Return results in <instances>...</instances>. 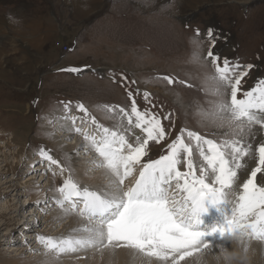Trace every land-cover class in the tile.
Listing matches in <instances>:
<instances>
[{
    "label": "rangeland",
    "instance_id": "rangeland-1",
    "mask_svg": "<svg viewBox=\"0 0 264 264\" xmlns=\"http://www.w3.org/2000/svg\"><path fill=\"white\" fill-rule=\"evenodd\" d=\"M209 28L216 32L214 52L221 63L227 58L253 66L245 90L264 79V0H0V264H34L55 253L41 244L42 251L33 249L38 235L48 236L45 229L57 237L69 233L61 230L63 224L43 223L59 210L56 203L45 208L35 202L43 196L42 184L55 183L56 189L62 183L59 168L46 164L41 149L71 168L84 187L73 166L85 157L83 148L67 149L77 134L57 138L51 132L63 112L74 115L79 128L85 121L92 124L90 116L112 127L119 117L105 106L127 107L131 90L141 109L173 114L169 139L185 125L206 131L197 129L189 105L205 99L201 83L212 67L194 60L193 52L206 56L203 34ZM197 29L201 35L194 44ZM73 67L83 71H61ZM164 76L175 82L168 84ZM144 92L151 94V103ZM159 154L154 146L153 158ZM86 168L99 171L89 163ZM247 252L257 253L248 244Z\"/></svg>",
    "mask_w": 264,
    "mask_h": 264
},
{
    "label": "snow or ice",
    "instance_id": "snow-or-ice-1",
    "mask_svg": "<svg viewBox=\"0 0 264 264\" xmlns=\"http://www.w3.org/2000/svg\"><path fill=\"white\" fill-rule=\"evenodd\" d=\"M200 35L197 29L194 44ZM203 36L207 54L194 50L193 59L210 62L212 71L201 83L204 101L194 100L189 107L197 129L206 131L185 125L169 139L175 127L173 114L141 109L128 90L127 107L105 106L119 117L112 127L100 124L83 104L77 105L97 129L92 134L81 128L75 131L99 157L91 164L103 169L104 188L82 187L71 168L41 149L62 176L68 172L55 189L56 204L81 221L67 236L38 235L46 251L123 247L148 258L149 264H188L195 254L223 250L228 241L240 242L245 251V241L264 244V135H257L264 133V79L245 90L253 66L227 58L221 63L214 52L215 30L209 28ZM162 79L175 82L168 76ZM143 95L151 103V94ZM154 146L160 151L156 158Z\"/></svg>",
    "mask_w": 264,
    "mask_h": 264
},
{
    "label": "bare ground",
    "instance_id": "bare-ground-1",
    "mask_svg": "<svg viewBox=\"0 0 264 264\" xmlns=\"http://www.w3.org/2000/svg\"><path fill=\"white\" fill-rule=\"evenodd\" d=\"M80 45V44H79ZM68 112H63L60 114L59 118L57 119L56 126L54 125L51 129V132H55V137L60 138L65 136H74L70 140L67 145V149L69 152L73 153L76 151L77 148H83L82 152L85 155L84 158L80 157L79 161L76 159L74 160V167L78 171L79 180L84 183V186H87L93 190H100L105 186V178L103 169H99V171H91L86 168V163L91 164V161L96 159V153L91 149L88 142L83 139V136L80 133L75 131V128H79L77 124H75V120L73 122V118ZM76 119V118H75ZM85 128V127H84ZM51 133V134H52ZM95 133L90 132L89 134ZM79 134V136H78ZM83 146V147H82ZM80 151V150H79ZM99 159V158H98ZM32 164L36 165L38 163H34V160L31 161ZM47 165L50 164L49 162L46 163ZM43 168L44 163L40 164ZM40 166V167H41ZM93 166V165H92ZM33 167V166H32ZM39 167V169H41ZM36 169V166L33 167ZM95 169V168H94ZM96 169V170H97ZM29 170V169H27ZM25 170V171H27ZM36 173V172H35ZM66 173H68L66 171ZM48 177L47 174H45ZM66 176H60L59 178L63 180ZM30 180V179H24ZM78 180V179H77ZM43 182V178L39 181L40 185ZM52 187L49 188V185H41V193L43 196L37 198L35 202H42L45 208L50 207V205H54L56 203V198L58 195L54 193L55 183H52ZM50 189V190H49ZM45 196V198H44ZM48 197V198H47ZM59 208V206L57 207ZM36 208L34 209V211ZM45 227L49 225L56 226L55 224H63L61 230L66 228L69 233H66L63 236H67L71 233L73 228H76L81 223L79 217L75 214L68 213L66 214L61 208L59 210L53 212V214L48 217L46 220L43 221ZM52 231V229H45L44 232H47L46 235H50V237H57L56 231ZM48 235V236H49ZM58 238V237H57ZM35 244L32 243L31 246L33 249H40L38 244H41L39 241ZM246 244L252 247V250L257 251L256 254H252L250 252H245L242 249V245L238 241H228L226 243L224 251H221L220 248H216L212 251H205L200 254H195L192 258L189 259L188 264H264V259L261 257V251L264 249V244L257 241H246ZM42 245V244H41ZM253 252V251H252ZM222 253H226V256H223ZM13 261L4 262L2 264H12ZM16 264V263H13ZM31 264V263H29ZM34 264H149V260L146 257L141 256L139 253H135L130 249L119 247V248H104V249H97V248H88L81 251H77L74 253H61L57 254L56 252L54 255H50L47 257L38 258ZM151 264H156L155 261H152Z\"/></svg>",
    "mask_w": 264,
    "mask_h": 264
}]
</instances>
